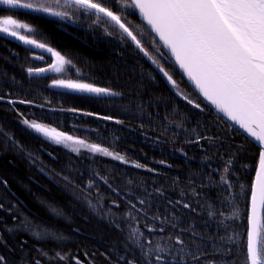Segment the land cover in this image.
<instances>
[{"label":"trees","instance_id":"1","mask_svg":"<svg viewBox=\"0 0 264 264\" xmlns=\"http://www.w3.org/2000/svg\"><path fill=\"white\" fill-rule=\"evenodd\" d=\"M39 2L72 11L63 0L59 7L55 0ZM117 14L133 27L142 25L132 8ZM6 15L28 23L38 33L31 38L75 65L63 73L30 75L29 68H47L51 56L0 33V255L8 264H157V244L172 246L159 253L164 264H172L181 247L176 236L188 251L200 255L197 245L203 250L199 264H245L260 149L193 92L155 38L145 34L142 43L157 64L118 26L92 24L94 16L69 19L0 5V17ZM55 79L93 83L121 95L96 97L53 86ZM25 120L105 147L126 162L72 151ZM134 228L144 233L143 250L129 239ZM187 229L199 235L182 231ZM57 252L66 259L59 260ZM184 264L195 262L186 257Z\"/></svg>","mask_w":264,"mask_h":264},{"label":"snow or ice","instance_id":"2","mask_svg":"<svg viewBox=\"0 0 264 264\" xmlns=\"http://www.w3.org/2000/svg\"><path fill=\"white\" fill-rule=\"evenodd\" d=\"M0 4L69 19L81 14L87 18L94 16L92 24L101 27L106 24L113 27L118 26L124 36L129 38L140 52L157 64L158 61L149 55V51L142 43L145 34H155L158 39H154L153 43L162 46L170 53L175 64L179 66L204 100L214 106V109L222 113L227 120L243 129L260 149L259 167L255 181L251 185V214L248 217L245 264H264V218L261 215V210L264 209V0H115V2L113 0H63V7L72 9L71 12L57 11L51 5L41 3L39 0L35 3L24 2V0H0ZM55 4L58 7L61 6V0H55ZM124 8L138 10L144 24L133 27L126 18L122 19V15L117 13L122 12ZM144 25L147 26L146 29ZM105 32L108 35L113 34L108 31L107 27H105ZM136 32L140 33L141 38H138ZM0 33L50 54L51 64L47 68H29L30 75L33 72L48 71L63 73L75 68L73 61L61 52L38 39L31 38V34H38L36 30L28 23L21 22L11 15L0 17ZM156 50L160 51V47ZM160 71L175 87L176 81L172 75L164 67H160ZM52 83L56 87L90 93L96 97L121 95L112 88L98 87L93 83L73 79H55ZM188 103L193 102L189 99ZM194 107L200 108V104H195ZM24 124L37 133H42L54 140L57 144L62 143L70 147L72 151L79 152L80 149H86L93 154L99 153L112 157L114 160L126 162L124 156L113 153L100 145L89 144L34 121L25 120ZM135 167L143 166L135 164ZM227 170L225 168V171ZM221 179L227 183L224 177ZM91 186L90 182L89 187ZM139 203L143 205L146 201L141 199ZM131 207L136 209L135 204ZM184 207L190 208L191 206L184 204ZM51 211L56 215H61L60 210L56 208H52ZM136 211H141V209H136ZM128 215L131 216V212ZM213 215L209 212L210 218ZM132 218L135 219V217ZM153 219H159V217H153ZM175 226L173 224V227ZM153 230L149 229L150 232ZM160 231L164 229L161 228ZM182 231H193L194 237L199 235L192 229ZM34 235L37 238L40 236L38 232ZM141 237H144V233L134 228L129 239L135 242L136 247L143 250L145 246L141 243ZM229 239L231 240V237ZM175 243L181 247L176 249L179 257L173 256L172 264H184L186 257H190L191 261L199 264L203 250L199 249L198 245L197 251L200 255L188 251V247L180 236L175 237ZM171 247V245H156L157 264H164V257L159 253H167ZM214 250L219 251L215 249V246ZM152 252L153 249L149 248L143 254L147 258ZM44 255L47 254L44 253ZM56 256L61 261L66 259V256L59 252ZM0 264H8L7 258L3 255H0ZM35 264H40V261H36ZM76 264H80V261L77 260ZM128 264H135V261H128ZM148 264H152L150 259Z\"/></svg>","mask_w":264,"mask_h":264},{"label":"water","instance_id":"3","mask_svg":"<svg viewBox=\"0 0 264 264\" xmlns=\"http://www.w3.org/2000/svg\"><path fill=\"white\" fill-rule=\"evenodd\" d=\"M133 11L135 12L136 16H137V19L138 21L141 23V24H144L143 20L141 19L140 15H139V11L132 8ZM145 28H147L146 25H144ZM3 34V33H2ZM6 37L18 42V43H21L27 47H29L30 49L34 50V51H37V52H41V53H45V54H48L50 55L49 53H47L45 50H42V49H38V48H35L34 46H31V45H26L24 44L22 41H19L17 40L16 38L14 37H11V36H8L7 34H4ZM155 39H158L155 37V34H151ZM161 48L164 50V52L167 54L168 58L170 59V61L175 65V67L177 68V70L179 71V73L182 75V77L185 79V81L187 82V84L189 85V87L193 90V92L204 102L206 103L215 113H217L219 116H221L224 120H226L229 124H231L233 127H235L239 132H241L244 136H246L248 139H250L256 146V142L253 140V138L249 137L248 134L246 132H244L243 129H240L238 125H235L232 121H229L227 120L226 117L223 116L222 113H219L217 112L215 109H214V106H212L211 104H209L207 101L204 100V98L200 95V93L198 92L197 89H195V86L188 80L187 76L183 73V71L179 68L178 65L175 64V61H174V58H171L170 56V53H168V51L166 49H164L162 46ZM259 167V166H258ZM257 167V169H258ZM257 171V170H256ZM255 178H256V173H255ZM255 178H254V181H255ZM261 213H262V210H261ZM251 214V199H250V206H249V215Z\"/></svg>","mask_w":264,"mask_h":264},{"label":"rangeland","instance_id":"4","mask_svg":"<svg viewBox=\"0 0 264 264\" xmlns=\"http://www.w3.org/2000/svg\"><path fill=\"white\" fill-rule=\"evenodd\" d=\"M0 5H3V4H0ZM4 6H7V5H4ZM46 127H48V126H46ZM50 128V127H49ZM42 134V133H41ZM46 137V136H45ZM48 138V137H47ZM48 139H50V138H48ZM51 140V139H50ZM51 141H54V140H51ZM55 142V141H54ZM70 143V142H69ZM62 144V143H61ZM67 148H69V149H71L70 147H68V146H66ZM73 147H75V146H73Z\"/></svg>","mask_w":264,"mask_h":264}]
</instances>
